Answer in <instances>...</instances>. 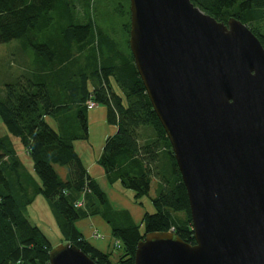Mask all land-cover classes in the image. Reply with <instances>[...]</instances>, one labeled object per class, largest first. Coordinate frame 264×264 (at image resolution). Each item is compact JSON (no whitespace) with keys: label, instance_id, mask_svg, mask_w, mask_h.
Returning a JSON list of instances; mask_svg holds the SVG:
<instances>
[{"label":"trees","instance_id":"trees-1","mask_svg":"<svg viewBox=\"0 0 264 264\" xmlns=\"http://www.w3.org/2000/svg\"><path fill=\"white\" fill-rule=\"evenodd\" d=\"M72 1L0 0V43L17 39L22 50L34 53L32 61L25 53L13 55L25 74L0 86V264H50L53 245L22 208L38 195L51 204L62 242L75 243L98 264H134L137 243L148 232L173 231L195 243L186 186L129 41L130 51L119 52L111 39H101L92 22L75 23ZM192 1L220 21L231 16L242 20L264 45V0ZM125 29L130 37V22ZM90 97L107 106V120L117 126L98 160L109 183L121 180L136 192L137 201L149 195L154 181L157 186L151 197L156 211L145 212L144 232L134 222L113 226L122 242L114 261L113 252L99 250L74 226L86 215L75 206L81 198L77 195L91 191L100 203L107 201L73 144L74 139L88 138ZM15 140L32 160L40 183L27 171ZM54 164L67 168L66 177Z\"/></svg>","mask_w":264,"mask_h":264},{"label":"water","instance_id":"water-1","mask_svg":"<svg viewBox=\"0 0 264 264\" xmlns=\"http://www.w3.org/2000/svg\"><path fill=\"white\" fill-rule=\"evenodd\" d=\"M129 44L186 186L195 243L148 232L134 264H264V45L192 0H130ZM50 264H98L62 242Z\"/></svg>","mask_w":264,"mask_h":264},{"label":"rangeland","instance_id":"rangeland-1","mask_svg":"<svg viewBox=\"0 0 264 264\" xmlns=\"http://www.w3.org/2000/svg\"><path fill=\"white\" fill-rule=\"evenodd\" d=\"M70 8L75 23L86 24L92 22L97 33H100L102 40L108 37L114 42L115 49L120 50L119 52L128 53L130 51L128 45L129 35L125 29V25L130 22V0H74L70 2ZM96 43L97 41H95ZM24 53L25 57L28 56L32 61L34 53L31 50H22L19 40L13 39L7 43H0V86L2 88L5 87L7 82L14 81L22 74H25L21 64L12 57L13 55L19 57ZM31 61L29 60L30 63H32ZM28 67L33 68L34 66L28 64ZM28 67L26 68L27 72L32 71ZM47 120L54 128H58L57 122L53 118L47 117ZM87 120L89 127L88 138L74 139L73 144L75 143V150L84 164L89 166L90 174L95 177L105 173L104 166L98 160L103 152L106 138L116 132L117 126L108 122L107 106L105 104L98 103L95 108L90 109L87 114ZM77 129L76 132L81 134L82 129ZM3 130L4 127L0 124V132ZM15 144L21 159L25 162L27 171L33 173L35 181L40 183V176L34 171L32 160L22 150V144L19 140H15ZM54 167L61 177H65L67 171L65 166L54 164ZM111 184L112 188L119 190L118 192L133 204L140 205L145 212L154 213L156 211L151 199L156 194V181L153 182L149 195H142L139 197V201L135 200L134 195L136 192L123 185L121 180ZM14 194L18 198V193L14 192ZM22 208L31 222L38 225L42 232L47 234L45 235L53 246L62 243V235L56 225L57 218L48 199L43 195H38L31 203ZM174 214L176 213H171V216ZM99 215L97 218H100ZM178 215L183 217L185 214L182 215L179 212ZM144 230L145 226L141 221L140 231L144 232ZM100 231L102 232L103 229H100ZM101 232L95 230L94 235L100 234V237L103 238L104 235ZM111 258L113 261L115 260L114 257Z\"/></svg>","mask_w":264,"mask_h":264},{"label":"crops","instance_id":"crops-1","mask_svg":"<svg viewBox=\"0 0 264 264\" xmlns=\"http://www.w3.org/2000/svg\"><path fill=\"white\" fill-rule=\"evenodd\" d=\"M85 167L90 174L89 166L86 164ZM93 178L95 179V184H97L99 188L105 192L107 201L105 204L100 203L91 193V191L77 195L78 197L80 196V199L84 201V204L78 207V210L88 216L85 215L77 220L74 226L79 231V233H81V236L89 241L93 246L105 253L113 252L112 257H114L116 260L118 250L120 248L115 250V243L118 242L122 244V242L116 235H114L113 226L122 227L132 222L141 224L145 211L140 205H135L131 201L127 200L121 193L118 192L119 190L112 188V184L109 183L106 173H101ZM96 213L100 214H98L100 218H97L98 215H94ZM56 225L58 226V229L62 235V241H65L63 239L64 235L57 220ZM100 229H103V231L101 232ZM95 230L97 232H101L104 237H95Z\"/></svg>","mask_w":264,"mask_h":264},{"label":"built area","instance_id":"built-area-1","mask_svg":"<svg viewBox=\"0 0 264 264\" xmlns=\"http://www.w3.org/2000/svg\"><path fill=\"white\" fill-rule=\"evenodd\" d=\"M86 105H87V107H88L89 109H92V108H94V107L97 106V102H96L92 97H90V98L87 100ZM81 205H83V201H82V200L77 201L76 204H75V206H81ZM94 236H96V237H100V234H97V235H94ZM102 237H103V235H102ZM118 246H119V244L116 243L115 247L118 248Z\"/></svg>","mask_w":264,"mask_h":264}]
</instances>
